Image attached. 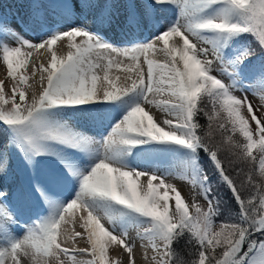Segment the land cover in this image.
Wrapping results in <instances>:
<instances>
[{"label":"snow or ice","instance_id":"obj_1","mask_svg":"<svg viewBox=\"0 0 264 264\" xmlns=\"http://www.w3.org/2000/svg\"><path fill=\"white\" fill-rule=\"evenodd\" d=\"M77 3L81 9L97 8V17L47 24L44 5L34 0L33 15L47 24L39 43L0 15V58L13 81L19 73L10 94L0 80V124L7 130L0 140V175L8 176L14 155L32 174L29 183L15 188L0 184V264H22V256L31 264L51 259L65 264L61 256L70 252L71 264H122L109 259V247L117 242L128 253L127 264H135L130 228L145 241V257L152 250L155 264H264V238H255L264 237V113L257 116L248 98L251 92L264 100V0H143L141 5L128 0L123 26L151 32L149 38L121 43L93 29L117 23L121 5L64 0L53 9L71 16ZM169 7L176 10L172 16L165 12ZM80 36L84 39L77 43ZM65 37L70 50L60 56L54 46ZM41 49L51 53L50 60L34 69L33 75L41 73L40 90L29 101L21 86L29 77L21 69L32 56L28 50ZM120 72L126 73L123 82ZM66 113L83 114L102 131L96 136L78 130ZM201 114L207 126L197 120ZM214 123L224 134L222 144L212 143ZM222 149L229 153V166L235 164L239 186ZM201 151L240 209L219 225ZM163 155L174 159L162 168ZM45 157L54 158L56 167L41 176L39 158ZM167 176L193 185L206 208L194 201L190 211ZM142 177H148L146 184ZM34 201L46 214L33 217L17 234L14 229ZM77 210H83L84 231L64 235L72 240L86 235L89 247L70 250L58 238L69 216L75 227ZM184 239L194 248L193 259H182L174 247Z\"/></svg>","mask_w":264,"mask_h":264},{"label":"rangeland","instance_id":"obj_2","mask_svg":"<svg viewBox=\"0 0 264 264\" xmlns=\"http://www.w3.org/2000/svg\"><path fill=\"white\" fill-rule=\"evenodd\" d=\"M10 1L14 2H23L27 1L26 5L20 4L17 9L13 8L12 5L10 4ZM37 2L41 3L44 5L43 12L45 13V19L47 24H51L52 22L54 23H59V24H70L73 21H84V18L87 17V21L91 22L94 20V18L97 17L99 10L97 8H89V9H81L79 7V4L77 3L76 7V14L71 15V16H66L64 15V10L62 8H56L55 10L53 9V5L56 4H61L63 3L60 0H37ZM75 2V0H73ZM102 3L103 0H100ZM128 0H122L118 1V5H121L117 11L119 12V16L117 17V23L114 24H97L93 25L95 27H99L100 30L103 31L105 36H107L108 40H111L112 42L115 43H121V42H127L128 40H135L138 39L137 36L135 38L130 39L129 34H132L131 31L135 30L130 27H124L123 26V20L126 14L127 9L123 7V5L127 4ZM137 5H141L143 3V0H135ZM33 3L34 0H0V15L4 16L7 18V20L10 22L12 26L17 27L19 32L26 36L28 39L32 40L33 42H40L36 41L35 38L32 37V33L34 35L41 34L43 31H45V26H42L39 21L36 20L35 16L33 15L35 9L33 8ZM13 8V9H12ZM168 11H165L168 16H172V14L176 11L174 7H169L167 8ZM35 27V28H33ZM35 30H39L35 32ZM151 29L150 28H144L135 34H144L150 36ZM33 35V36H34ZM149 38V37H148ZM14 43V42H12ZM2 59V58H1ZM3 61V60H2ZM1 69L3 70V77L1 80L5 81L4 87L6 93L10 94V89L11 87L19 82V73L17 76V80L13 81L12 78L7 76V67L6 64L3 62L1 65ZM146 67V65H145ZM21 72L23 70L21 69ZM24 74V72H23ZM227 82V81H226ZM22 87L26 88V85H21ZM237 96H241L242 93L237 91L235 93ZM249 100L252 102L254 106V111H256L257 116H260L262 113H264V100H261L257 95L252 94L251 92L248 94ZM245 115H250L248 113H245ZM66 117L70 118L73 117L75 118L79 123H77L76 128L78 130H85L91 135H96L98 136L99 133L102 131V129L94 124L87 116L80 114V113H66ZM253 128L255 127L254 122H252ZM6 129L5 127L0 124V140H3L4 137L6 136ZM216 134L218 137V140L220 144L223 143V136L224 134L217 128L216 129ZM40 159V165L37 169V174L38 175H45L49 170L53 169L56 167L55 160L52 157H45V158H39ZM173 157L169 155H163L160 157V163L161 167L168 166L173 162ZM141 167H145L144 165H141ZM176 179L182 180L178 176H173ZM32 179V174L30 169H28L25 164L21 161L20 157L18 155H14L11 161V168L9 171L8 176H2L0 175V184L6 185L9 188H15L18 185L21 184H27L30 182ZM184 181V180H182ZM187 182V181H186ZM200 204L207 206V201L204 199L203 195H200ZM41 214H46V208L45 206L41 205L39 201H34L33 205L25 210L22 214L21 218V223L20 226L15 228L14 231L17 234H23V229L25 227V224L28 222H31L33 217ZM70 220V216L66 219L68 222ZM219 225L220 223L217 222ZM136 228H130L129 229V235L134 239V243H141L142 245L145 243V241L140 240L139 238H136ZM87 242V241H86ZM89 247L88 243L87 246ZM148 250L150 254L148 255V258L150 261H152L151 257L154 254L151 252L152 250L149 248ZM80 255V256H79ZM62 259H64L65 264H71V261H67L64 257V255L61 256ZM91 257L88 255H83V254H77V259H90ZM122 261V264H124V256L120 258ZM21 262L22 264H31V259L30 257H21ZM50 264H57L55 259L50 260Z\"/></svg>","mask_w":264,"mask_h":264},{"label":"bare ground","instance_id":"obj_3","mask_svg":"<svg viewBox=\"0 0 264 264\" xmlns=\"http://www.w3.org/2000/svg\"><path fill=\"white\" fill-rule=\"evenodd\" d=\"M60 1L64 2V0H60ZM118 1H122V0H113V2L116 3L117 5H118ZM10 2H11L10 4L12 5V7L16 8V9H17V7L20 4L23 3L24 5H26V3H27V1H23V2L22 1L21 2L10 1ZM118 9H119V7H118ZM165 11H168V9H166ZM74 22H76V23H84L83 21H76L75 20V21L71 22L70 24H72ZM53 23L54 22H52L51 24H53ZM60 25H66V24H60ZM46 27H47V24H46ZM12 28H14L18 33H20L19 30L17 29V27L12 26ZM33 28H35V27H33ZM95 28L96 27L93 26L94 30H95ZM37 31H39V30H37ZM37 31L35 30V32H37ZM136 32H138V31H136V30L131 31L132 34L128 35L129 38L133 39V38H135V36H137L138 39H145V38L149 37V36L147 37V35H144L145 33L144 34H135ZM33 35L34 34L32 33V37L35 38L36 41H40V35L41 34L34 35V36ZM83 39H84V37H82V36L77 37L76 38V42L79 43ZM36 43H39V42H36ZM70 43H71V41L67 37H65V38L61 39L60 41H58L57 44L54 46L55 47V51L57 52V54L60 55V56L66 55L67 52L70 50ZM113 43H115V42H113ZM28 51L32 52V56L28 58V63L26 65V67L24 69H22V70H23L24 74L29 77L28 84L26 85L25 90L28 92L29 101H30L31 97L33 95V92L35 91L38 94L39 90H40L39 89V76L41 75V73L39 71H36L35 75H33V71H34V69H38L39 65L41 63L47 64L48 61L50 60L51 53L48 52L45 49L28 50ZM156 58L162 59L161 56H157ZM2 64H3V61L0 58V80L3 77V70L1 69V67H2L1 65ZM117 74H119L121 76V82H123V78L126 75V73L120 72V73H117ZM155 115L157 117H160L161 113L158 110H155ZM64 118L67 119L68 122L75 128H76L77 123H79L73 117L68 118V117L65 116ZM144 168L145 167H141L142 170ZM147 179H148V177H142L141 178V182L146 184ZM164 179H165L166 183H171V184L176 185V187L181 191L183 197L186 199L187 203L189 204L190 211H194V209L191 207L192 204L194 203V201L199 202V203L201 202L200 196L198 194V190L193 185H191L189 182L176 179L173 176H167V177H164ZM154 183H159V180L154 181ZM161 191H163V189H161ZM172 197H173V199H172L171 203L174 205V193L172 194ZM81 214H84L83 210H77V213H76L77 222L75 224V227H73V224L71 223V216H70V220L68 222L66 221L65 224L62 225V234L58 238L59 241L62 242L63 246L65 248L70 249V250L78 249V248H84V247L87 246L86 235L84 237H77L75 240L68 239L64 235L65 232L66 233H72L73 230L74 231H84L80 227L79 216ZM101 222L104 223L106 227L109 226L106 219H103ZM117 234H119V233H117ZM149 251L150 250H147V254H150ZM133 253H134L135 264H155V262L153 260L152 261L149 260L148 255H147V257H145V254H144L145 253V249H144V247H143V245L141 243H136L135 244V247L133 249ZM71 254L72 253L70 252L69 255L64 256L65 259L68 262L71 261L70 260ZM122 256H124V264H127V262H128V253L126 252V250L123 248L122 245H120L117 242V243L112 244L109 247V259H110V261L114 262V261H116L118 259L120 260V258Z\"/></svg>","mask_w":264,"mask_h":264},{"label":"trees","instance_id":"obj_4","mask_svg":"<svg viewBox=\"0 0 264 264\" xmlns=\"http://www.w3.org/2000/svg\"><path fill=\"white\" fill-rule=\"evenodd\" d=\"M209 110H210V108H209ZM197 120L203 126H207V124H208L206 117L203 116L202 114L197 116ZM216 129L217 128H216L215 123H214L213 129H212V131H213L212 143L213 144H220L218 137H217V134H216ZM236 135H237V137H239L238 133ZM239 138L242 139V137H239ZM254 153H256V150H254ZM220 156L222 157V159L225 163V166L228 169L229 174L232 175L237 180V184L239 186L240 178L235 176V164H233L231 167L228 164V161L230 158L229 153L226 150L222 149V151L220 152ZM199 159H200L201 167L208 174V176L210 178V183L212 186L211 197L214 198L215 201H218V207H219L220 215L216 218V221L218 223H221V222L225 221V218H227L229 216L234 217L235 214L238 213L240 209H239V205L235 201L229 187L221 181L218 172L213 167V164L208 159V156L206 153L201 151L199 153ZM243 169H244V173H246L248 171V165L247 164L243 165ZM244 173H242L241 176H243ZM255 238L261 239L264 237H261L257 233ZM174 247H176L177 252L180 254L182 259L190 260V259L194 258L191 255V253L194 251V248L187 243L186 239L180 240L177 244H174ZM246 247L247 246H245V250H246ZM217 251H219V249Z\"/></svg>","mask_w":264,"mask_h":264}]
</instances>
